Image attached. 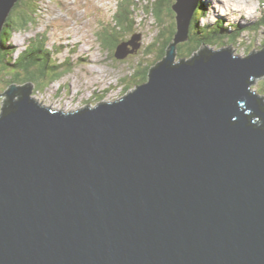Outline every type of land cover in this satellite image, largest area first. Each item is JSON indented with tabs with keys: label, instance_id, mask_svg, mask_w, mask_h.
<instances>
[{
	"label": "water",
	"instance_id": "obj_1",
	"mask_svg": "<svg viewBox=\"0 0 264 264\" xmlns=\"http://www.w3.org/2000/svg\"><path fill=\"white\" fill-rule=\"evenodd\" d=\"M201 1L176 0L168 55L121 99L67 113L11 86L0 264H264V49L178 59ZM18 2L0 0V36Z\"/></svg>",
	"mask_w": 264,
	"mask_h": 264
},
{
	"label": "rangeland",
	"instance_id": "obj_2",
	"mask_svg": "<svg viewBox=\"0 0 264 264\" xmlns=\"http://www.w3.org/2000/svg\"><path fill=\"white\" fill-rule=\"evenodd\" d=\"M136 1L139 2V11L133 13L136 16L137 24L136 32L133 34L137 33L141 36L139 43L142 44V47H140L137 52L129 54L126 58L117 59L115 61L110 55L105 54L107 50L101 46L96 34L104 27L103 24L107 28L115 26L113 16L117 12V8L121 6L122 0H94L92 8H89V6L85 4L82 8L78 7V9L75 7L78 5L76 0H49V2H46V0H34L35 4L42 5L43 7V16L41 15L42 17H40L42 21L36 28H32L30 31L14 32L9 44L16 49L11 57L15 60L19 54L26 50L28 44L32 42V40L41 35H46L48 40L47 44L44 39L45 36L41 37V39L43 40V44H46V48L52 53L51 61L54 60V62L61 64L70 63L72 65L71 71L58 81L49 84L52 78L51 75L34 82L35 88L41 90L40 92H36L38 99L44 105L61 110L64 108L65 110H73L75 108H82L90 99L93 101L96 95L100 96V94H107V97L104 99L110 101H114L121 96L120 92H122L123 89L121 80H124L128 76L135 77L137 68L140 64L143 63L145 66L149 63L153 53L146 54L145 46L152 44L158 32L161 29L163 30V27L167 25L166 23H164L163 26H160V24L158 25L153 14L143 13L141 11L142 7L150 6V4L157 0ZM202 1L207 5L209 0ZM82 2L85 1H78L80 5L83 4ZM56 3L62 4L56 5ZM217 3L218 2L215 4ZM234 3L235 2H233V4ZM49 4L51 5L48 8L47 6H49ZM223 4L220 5L219 3L222 8ZM29 7V2L20 6L19 16L23 11L28 13ZM70 7H73L76 12L71 11ZM206 7L208 10L206 16L201 21L202 25L207 23L213 24L215 21L222 20L224 26L227 28L233 25L236 26V29H238L237 26L241 28L240 39H238L236 44L230 45L235 54H239L243 57L247 56L249 54L248 47L250 45L256 43V45L260 47L264 42V26L259 28L258 31L250 29L252 25L259 23L264 15V7L259 0H249V9H252V17H250L249 14L246 16L245 12H243L244 15L238 13L240 11L233 12L234 14H232L229 10L230 14H227L226 18L223 14H219L221 10L215 13L211 7ZM215 10H218V7L217 9L215 8ZM81 15L83 17L87 15L88 18L83 19L82 17L79 19ZM239 20L240 22H236ZM53 31L56 32L55 35L57 37L52 35ZM79 33H81V35ZM84 33H87L85 37H83L85 35ZM68 37H71V39L68 40ZM68 44H70V46L66 48ZM87 48L94 50L92 51L93 56L89 55L90 51ZM84 56H88V59L91 61L84 60ZM1 59L3 60V58H0V69L3 74L0 75V80L4 78L0 82L4 81V84L0 85V90L4 91L18 82L19 79L14 76L13 69L3 67ZM67 71L68 70L64 68L61 69L62 74H65ZM103 74H105V76H103ZM94 77H100V79H96L97 81H95ZM104 81H106V83H104ZM261 81L262 80L253 83L254 91L257 92V89L261 87ZM109 83H115L113 84L114 86H111L112 90L108 86ZM58 87H60L59 90L62 89L60 91V97L54 98V93ZM43 89L45 90L43 91ZM74 97H76L75 100H73Z\"/></svg>",
	"mask_w": 264,
	"mask_h": 264
},
{
	"label": "trees",
	"instance_id": "obj_3",
	"mask_svg": "<svg viewBox=\"0 0 264 264\" xmlns=\"http://www.w3.org/2000/svg\"><path fill=\"white\" fill-rule=\"evenodd\" d=\"M29 2V12L20 14V6L24 5V3ZM176 0H157L154 1L150 6L142 7L141 11L143 13H151L155 16L158 25H164L166 23V27L161 29L153 43L145 46V53H153L156 59L147 65L140 64L137 68L136 76H128L124 80H121L122 92L120 95L127 94L130 91L132 92L134 87H137L138 84L141 85L144 82L148 81L151 76V71L161 60L166 58L168 55L170 45L174 41L175 34L177 32V24L173 19L176 18V13L174 12L173 5ZM259 2L264 7V0H259ZM139 2L136 0H122V4L119 8H117V12L113 16L115 21V26L111 28L105 27L103 24V28H101L100 32L96 34L97 39L101 43V46L104 47L107 52L106 55H110L113 60H117L116 52L118 46L122 42L129 41L136 32L137 24H136V16L133 13L139 11ZM207 7L203 1L197 7L195 12V17L191 25L190 39L186 43L179 44L177 46L176 56L178 59H189L193 56V54L199 51L202 47L207 48L208 46H217V47H231V44H236L238 39H240L241 28L237 26H230L229 28L225 27L222 20L217 21L214 24H203L202 20L207 14ZM19 11V12H16ZM42 5L35 4L34 0H19L16 4V7L13 9L10 17L8 18L1 36H0V58L3 67L7 69H13L14 76L19 79L18 85L19 87L26 86L27 83L35 82V80H40L45 78L46 76H51L50 83L60 80L65 75L68 74L72 69V65L70 63H56L54 60L51 61V51L46 48L47 36L41 35L32 42L28 44L26 50L19 54L15 60L11 57L12 53L15 51V47H12L10 43V39L13 36L15 31L27 32L32 28H35L40 24L42 18ZM132 15V16H131ZM17 17V18H16ZM136 26V27H135ZM264 26V15L263 18L260 19V22L256 25H252L250 29L259 30ZM232 29V30H231ZM247 29V28H246ZM132 35V36H130ZM45 36L46 44H43V40L41 37ZM30 47V48H29ZM131 48V47H130ZM104 49V50H105ZM264 49V42L260 47L256 45V43L250 45L248 47V53L252 54L253 52H257ZM9 52V53H8ZM10 54V55H9ZM103 54V51H102ZM67 69L68 71L65 74L61 73V69ZM1 73L0 69V75ZM3 76V75H2ZM4 78V77H3ZM2 78V79H3ZM1 79V80H2ZM0 80V81H1ZM33 82V83H34ZM0 85L4 84V81L0 82ZM23 83V84H22ZM67 86V85H66ZM254 86V84H253ZM49 87V86H48ZM7 88L1 93H7ZM37 89V88H36ZM46 89V88H45ZM111 89V87H110ZM58 90L54 98L60 97V91ZM98 90V89H97ZM112 90V89H111ZM109 91V90H107ZM257 93L259 97L264 99V77L261 81V87L257 89ZM19 97V95H17ZM18 97L16 99H18ZM107 97V94H100V96L96 95L95 99L92 101L90 99L86 104L95 103L96 105L107 101L104 99ZM3 103V102H2ZM9 106L8 101H4V104L0 106V115L4 112V108Z\"/></svg>",
	"mask_w": 264,
	"mask_h": 264
},
{
	"label": "bare ground",
	"instance_id": "obj_4",
	"mask_svg": "<svg viewBox=\"0 0 264 264\" xmlns=\"http://www.w3.org/2000/svg\"><path fill=\"white\" fill-rule=\"evenodd\" d=\"M216 2H218L217 4H215ZM222 2V3H221ZM233 2H235L234 4H233ZM219 3H220V5L221 4H223V8L219 5ZM236 4V5H235ZM95 5V4H94ZM206 6H208V7H211L212 8V10H214L215 11V13H217V11L219 12L220 10H221V12L219 13V14H223V16H226V18H227V14H230V12H232V14H234L233 12H238V11H240V12H238V13H241L242 15H244V13L243 12H245V14H246V16L249 14L250 15V17H252V12H251V10L252 9H249V0H209L208 1V4L206 5ZM220 6V7H219ZM76 7V6H75ZM217 7H218V10H215V8L217 9ZM222 9H223V11H222ZM243 9V10H242ZM70 10L71 11H75L76 12V10L73 8V7H70ZM229 10H230V12H229ZM248 10H249V12H248ZM230 16V15H229ZM83 16L81 15V16H79V19H81ZM220 17V16H219ZM232 17V16H231ZM235 19V18H234ZM224 20V19H223ZM236 22H240V20L239 21H236ZM7 25V24H6ZM68 40H70L71 39V37H68L67 38ZM85 39V38H84ZM74 43H76V42H74ZM87 43V42H86ZM69 46H70V44H68V47H66V45H65V47L66 48H69ZM83 49H86L85 47H82ZM88 49V48H87ZM89 51H94L93 49H91V48H89L88 49ZM94 60V59H93ZM103 76H105V74H103ZM107 87V86H106Z\"/></svg>",
	"mask_w": 264,
	"mask_h": 264
},
{
	"label": "clouds",
	"instance_id": "obj_5",
	"mask_svg": "<svg viewBox=\"0 0 264 264\" xmlns=\"http://www.w3.org/2000/svg\"><path fill=\"white\" fill-rule=\"evenodd\" d=\"M84 60H86L85 57H84Z\"/></svg>",
	"mask_w": 264,
	"mask_h": 264
}]
</instances>
